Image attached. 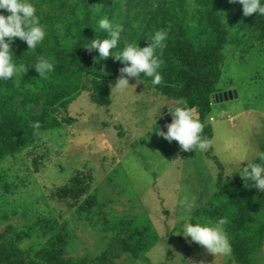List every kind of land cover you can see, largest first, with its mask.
<instances>
[{"label":"trees","instance_id":"obj_1","mask_svg":"<svg viewBox=\"0 0 264 264\" xmlns=\"http://www.w3.org/2000/svg\"><path fill=\"white\" fill-rule=\"evenodd\" d=\"M33 3L46 37L31 51L19 38L11 42L14 61L27 69L14 79L0 81V164L7 156L34 146L46 130L71 123L73 117L61 116L62 109L67 112L69 103L83 90L90 92L95 103L110 106V80L120 75L119 68L123 65L111 56L97 61L98 51L82 47L97 35L106 38V33L94 30L100 16L107 15L122 26L118 47L136 42L144 47L155 30H167L168 37L161 50V82L153 86L151 78L143 80L161 98L183 100L193 108L208 137L212 130L206 120L211 116L214 94L222 90L217 86L228 46L244 58L256 46L264 45V16L257 13L244 16L242 5L231 0H33ZM39 56L54 63V71L45 77H39L31 67ZM254 76L253 79L259 78ZM36 121L40 124L38 130L31 127ZM93 181L91 171L80 169L63 185L55 186L51 198L69 201L78 215L90 216L99 206L98 195L91 190ZM3 186L7 190L8 183ZM220 218L226 220L223 227L231 246L230 261L264 264V193L250 183L246 185L239 173L225 183L220 172L217 190L189 219L215 222ZM103 224L109 235L106 247L96 255L71 256L68 246L73 233L66 221L60 223L42 214L21 227L8 223L0 231V264H121L120 260L126 256L138 262L147 260L146 253L159 238L148 219L142 223L133 216L105 217ZM38 231L43 236L40 244L24 247L23 242Z\"/></svg>","mask_w":264,"mask_h":264},{"label":"rangeland","instance_id":"obj_2","mask_svg":"<svg viewBox=\"0 0 264 264\" xmlns=\"http://www.w3.org/2000/svg\"><path fill=\"white\" fill-rule=\"evenodd\" d=\"M263 47L256 46L242 58L228 46L217 87L234 88L238 97L213 104V119L206 120L212 135L203 132L213 146L205 152L181 151L176 141L157 135L156 129L167 130L164 111L174 101L161 98L146 81L129 78L131 86L120 93L112 91L118 76L112 78L108 107L95 103L90 92L83 90L67 112L62 109L61 116L73 117L71 123L46 130L34 146L7 156L0 164V231L8 223L21 227L43 214L69 224L71 256L96 255L108 241L105 217L133 216L142 223L148 219L159 238L146 253L147 260L134 262L126 256L121 264H238L230 261V253L214 256L182 235L185 212L179 201L184 197L193 201L191 216L217 190L220 172L225 183L237 175L225 177L236 166L223 157L246 150L254 160L261 151ZM254 75L259 78L253 79ZM80 169L92 172L91 190L99 199L90 216L78 215L69 201L50 195ZM42 239L39 231L34 232L23 246L36 247Z\"/></svg>","mask_w":264,"mask_h":264},{"label":"clouds","instance_id":"obj_3","mask_svg":"<svg viewBox=\"0 0 264 264\" xmlns=\"http://www.w3.org/2000/svg\"><path fill=\"white\" fill-rule=\"evenodd\" d=\"M242 5L244 16L257 13L264 16V0H231ZM7 13V14H5ZM97 33H106V38L101 39L99 35L83 44V48L88 51H98L97 61L112 57L123 66L119 68L118 76L113 90L126 93L129 86V78H137L136 82H144L143 77L151 78L153 86L160 84V67L163 63L161 50L165 47L168 32L165 29H157L148 37V43L140 47L136 43H124L118 47L121 41L122 26L114 23L107 15L100 16L96 20ZM46 37V32L40 22L37 9L33 0H0V81H8L24 73L26 67L18 64L13 59L11 42L16 38L24 41L27 50H34ZM39 74L45 77L54 71V63L44 56L36 58L31 66ZM143 73L141 77L140 74ZM182 102V103H180ZM179 104V106H177ZM169 115L171 122L165 125L166 131L156 129L157 135L163 137L168 142L176 141L180 150L184 152L200 151L205 152L213 146V141L203 136L204 123L197 117L195 110L189 107L185 101L180 100L171 104ZM213 117H208L211 122ZM156 124V123H155ZM31 127L38 130L40 124L33 122ZM229 163L235 164L236 170H228L225 177L233 172H238L245 180L246 185L251 184L264 193V151L255 153V160L249 159L246 150L239 152H229L225 157ZM247 161L246 166L241 167V163ZM179 205L184 209L185 215L182 217V235L191 242H195L206 249L207 252L217 255H227L231 251L228 236L224 230L226 220L220 218L215 222H192L189 219L193 201L184 197L180 199Z\"/></svg>","mask_w":264,"mask_h":264},{"label":"water","instance_id":"obj_4","mask_svg":"<svg viewBox=\"0 0 264 264\" xmlns=\"http://www.w3.org/2000/svg\"><path fill=\"white\" fill-rule=\"evenodd\" d=\"M235 97H238V92L236 89H228V90H224V91H218L214 94L215 102L233 99ZM177 102L178 101H176L174 103H177ZM174 103H172V104H174ZM180 103H182V102H180ZM170 105L164 111V119H165L166 123L171 122V116L169 115V108L172 106H170ZM177 106H179V104Z\"/></svg>","mask_w":264,"mask_h":264},{"label":"crops","instance_id":"obj_5","mask_svg":"<svg viewBox=\"0 0 264 264\" xmlns=\"http://www.w3.org/2000/svg\"><path fill=\"white\" fill-rule=\"evenodd\" d=\"M228 89H234V88H224V89H222L220 91H224V90H228Z\"/></svg>","mask_w":264,"mask_h":264}]
</instances>
